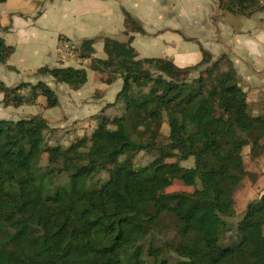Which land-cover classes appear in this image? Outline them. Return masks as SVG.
<instances>
[{
    "label": "trees",
    "instance_id": "16d2710c",
    "mask_svg": "<svg viewBox=\"0 0 264 264\" xmlns=\"http://www.w3.org/2000/svg\"><path fill=\"white\" fill-rule=\"evenodd\" d=\"M228 13L252 16L264 0H217ZM127 33H145L142 22L124 10ZM94 39L80 45L81 56L96 50ZM106 58L93 69L106 83L123 80L116 101L118 117L96 116L91 135L68 147L50 146V126L41 114L19 120L0 119V264H145L141 243L163 213L172 214L182 242L174 248L184 264H264V193L248 203L236 225V241L223 245L235 214V192L248 175L243 146L221 139V129L234 125L254 138V154L264 136V114L250 113L248 95L226 53L213 59L203 49L201 62L179 67L159 57L138 58L131 42L104 39ZM14 47L0 38V62ZM226 65V68H223ZM193 71L199 76L190 79ZM57 82L79 89L87 82L85 68L42 67ZM8 87L4 104L33 103L39 95L47 107L59 104L45 82L28 95ZM167 118L168 142L160 141ZM157 151L148 165L136 166L134 154ZM61 166L40 165L45 154ZM174 161H169L174 159ZM194 159V165L182 162ZM113 163V166H108ZM102 173L108 179L96 187ZM67 175L68 184L54 192L38 183L46 175ZM100 179V178H98ZM176 180L194 192H168ZM156 250L155 252H157ZM124 259L126 261H124ZM157 260V259H156ZM157 264H170L166 259Z\"/></svg>",
    "mask_w": 264,
    "mask_h": 264
},
{
    "label": "crops",
    "instance_id": "0c3cea01",
    "mask_svg": "<svg viewBox=\"0 0 264 264\" xmlns=\"http://www.w3.org/2000/svg\"><path fill=\"white\" fill-rule=\"evenodd\" d=\"M124 10L142 22L145 33H127ZM0 38L14 47L7 61L0 62V82L8 87L28 84L18 92L28 95L29 99L31 86L41 81L47 85L56 81L51 75L39 73L40 68L72 66L87 70V82L79 89L67 84L69 89L63 88L62 99L56 93L57 106L63 103L66 108L61 118L68 116L69 120L52 117L59 114L47 117L37 113L48 120L53 130L85 119L91 132H77L63 147L79 137L91 135L96 127V116L116 101L122 88L121 78L109 84L103 79L105 74L93 69L96 58H106L105 38L131 42L138 58H166L179 67L201 62L203 49L209 51L213 59L226 53L247 94L250 88H258L264 95V10L252 16L232 14L223 11L217 0H0ZM62 39L72 40L79 48L83 40L94 39L96 52L85 56L81 64L61 63L57 47ZM23 72L27 73V80H22ZM4 99L5 93L0 91V119L19 120L32 114L27 108L19 113L22 118L10 114L3 118L5 109H25L38 103L42 112L49 109L42 95L33 103L20 106L5 105ZM112 107L121 110L118 116L123 113L124 106L120 103L106 108L109 116Z\"/></svg>",
    "mask_w": 264,
    "mask_h": 264
},
{
    "label": "rangeland",
    "instance_id": "374dc122",
    "mask_svg": "<svg viewBox=\"0 0 264 264\" xmlns=\"http://www.w3.org/2000/svg\"><path fill=\"white\" fill-rule=\"evenodd\" d=\"M226 12V11H225ZM219 58V57H218ZM223 68H226V65H223ZM200 71H193L190 73L189 78H195L199 76ZM22 80H27L28 76L26 72L21 74ZM53 90L58 94V96H63V88H68V85L65 83H57L56 81H51L49 84ZM65 86V87H63ZM73 92V91H71ZM249 94V95H248ZM249 97V108L250 113L252 115H260L264 114V95H261L258 88H250L248 92ZM97 95V94H96ZM111 99V98H109ZM115 100V98H113ZM111 101V100H110ZM31 109V116L37 113H43L47 117L51 114H59L58 116L54 115L53 118H61L62 113H66V108L63 103H61L57 107H52L49 109H45L42 112V106L38 104L29 105L25 109H5L3 116L5 115H15L19 117H24L19 113H24L26 109ZM120 109L118 107H112L109 109V113L112 117H117L120 114ZM61 114V115H60ZM21 115V116H20ZM29 115V114H28ZM30 116V117H31ZM29 117V116H28ZM69 120L68 116L65 118H61L60 120ZM84 120L79 121H71L70 123H66V127H56V130L49 129V132L46 133V142L50 146L56 145H64L73 139L77 132L83 133L91 132V127L89 125H85ZM83 121V122H82ZM52 128V127H51ZM72 132V133H71ZM170 132V127L165 118L161 129V137L160 141L163 143L168 142V136ZM67 134L68 137H65ZM221 139L224 142L233 141L236 144H241L243 146V157L246 169L248 170V175L243 180L242 184L238 187L237 191L235 192V214L234 216L228 218V222L230 223L231 229L227 230L222 238L223 245H229L236 241V225L239 221L244 217L247 205L250 201L257 199L264 193V136L261 141V147L258 148L256 153L254 154L253 148L255 146L254 138L249 135L248 133L241 132L236 126L234 125H226L223 126L220 132ZM65 137V138H64ZM75 139V138H74ZM65 142V143H64ZM158 156V152L152 151H142L140 153L134 154V162L136 166H145L151 163L156 157ZM174 159H170L169 161H174ZM185 166H192L194 165V159L190 158L189 160L182 162ZM42 167L45 166H61V160H55L50 162L48 160V154L46 153L43 156V159L40 162ZM113 163H109L108 166H113ZM100 178V179H98ZM93 181V185L96 187H100L103 183L108 179L107 173H102L100 177H98ZM69 178L67 175H60V176H52L51 174L46 175L42 179H38V183L42 185L47 192H54L59 185H66L68 184ZM196 190L193 186H187L181 180H176L173 185L168 188V192H175V191H186V192H194ZM182 237L179 234L177 228V220L176 218L170 213H163L157 219L156 225L151 229L149 235L145 238V240L141 243L142 246V254L141 259L144 260L145 264H157V261L161 259H166L170 264H184L187 259L177 255L174 251V248L179 245L182 241ZM158 250L157 252H155ZM157 259V260H156ZM124 261H126L124 259Z\"/></svg>",
    "mask_w": 264,
    "mask_h": 264
},
{
    "label": "built area",
    "instance_id": "2783aa9c",
    "mask_svg": "<svg viewBox=\"0 0 264 264\" xmlns=\"http://www.w3.org/2000/svg\"><path fill=\"white\" fill-rule=\"evenodd\" d=\"M57 54L59 62L64 64H68L71 61L78 64L84 62V57L80 54L79 46L69 39L60 40L57 47Z\"/></svg>",
    "mask_w": 264,
    "mask_h": 264
}]
</instances>
